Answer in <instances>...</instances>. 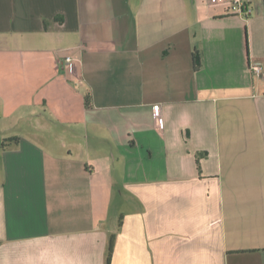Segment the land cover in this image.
<instances>
[{
    "label": "crops",
    "instance_id": "1",
    "mask_svg": "<svg viewBox=\"0 0 264 264\" xmlns=\"http://www.w3.org/2000/svg\"><path fill=\"white\" fill-rule=\"evenodd\" d=\"M250 7L0 0V264H264Z\"/></svg>",
    "mask_w": 264,
    "mask_h": 264
},
{
    "label": "built area",
    "instance_id": "2",
    "mask_svg": "<svg viewBox=\"0 0 264 264\" xmlns=\"http://www.w3.org/2000/svg\"><path fill=\"white\" fill-rule=\"evenodd\" d=\"M210 4L212 6L226 7L228 14H235L246 18L252 14L250 0H210ZM64 64L70 74H77L78 62L74 57L70 55L66 56ZM251 70L258 77H261L264 72L261 64H252ZM155 124L157 128L164 129V120L161 117L160 106L156 107L155 110Z\"/></svg>",
    "mask_w": 264,
    "mask_h": 264
},
{
    "label": "trees",
    "instance_id": "3",
    "mask_svg": "<svg viewBox=\"0 0 264 264\" xmlns=\"http://www.w3.org/2000/svg\"><path fill=\"white\" fill-rule=\"evenodd\" d=\"M195 61H196V64L197 66H199V56L198 54H195V57H194ZM86 102H87V105L89 106V102H90V96L88 95L86 97ZM113 251H114V243H113V239L110 243V247H109V254H108V259H107V263L110 264L111 263V259H112V255H113Z\"/></svg>",
    "mask_w": 264,
    "mask_h": 264
}]
</instances>
